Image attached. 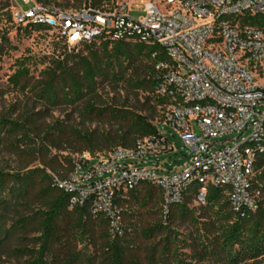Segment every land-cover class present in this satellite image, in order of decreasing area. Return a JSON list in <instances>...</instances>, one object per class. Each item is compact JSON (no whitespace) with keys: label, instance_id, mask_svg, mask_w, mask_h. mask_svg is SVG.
<instances>
[{"label":"trees","instance_id":"trees-1","mask_svg":"<svg viewBox=\"0 0 264 264\" xmlns=\"http://www.w3.org/2000/svg\"><path fill=\"white\" fill-rule=\"evenodd\" d=\"M34 1L63 10L108 9L115 2L103 6L108 0ZM70 4L74 7L68 8ZM7 7L0 1V15L11 18ZM233 19L264 30V14L245 13ZM17 26L26 33L48 31L35 23ZM7 42L6 33H0V56ZM59 42L43 56L45 66L37 76L19 60L8 78L9 85L26 96V104L0 112V149L17 162L13 168L0 167V251L21 264H239L264 256V153L255 162L252 180V187L261 191L258 207L243 216L215 187L208 188L198 214L191 207L196 184L165 215L163 190L149 181L116 191L121 235L110 234L107 219L93 215L90 202L69 207L70 193L53 185L51 173L67 177L81 153L96 158L118 147L132 148L137 139L160 132L162 110L169 100L156 92V62L168 56L135 36L115 40L104 35L70 51ZM59 108L71 109L67 118L47 121ZM87 123L110 127L91 129ZM154 212L157 218L152 217ZM206 213L212 214L210 221L203 220ZM182 224L198 236L191 231L190 240L182 239L177 228ZM200 225L208 234L200 235ZM188 248L196 251L187 253Z\"/></svg>","mask_w":264,"mask_h":264},{"label":"built area","instance_id":"built-area-1","mask_svg":"<svg viewBox=\"0 0 264 264\" xmlns=\"http://www.w3.org/2000/svg\"><path fill=\"white\" fill-rule=\"evenodd\" d=\"M24 1L32 5L17 6L15 23L46 26L69 51L104 35L115 40L135 36L168 56L156 62V92L169 100L160 132L137 139L132 148L118 147L96 158L81 153L67 177L51 173L53 185L70 193V208L90 202L91 213L107 219L112 236L123 231L116 191L141 181L163 190L165 215L171 205L184 201L194 184L197 205H205L208 188L215 187L227 194L239 215L257 209L261 191L252 187V180L255 162L264 153V30L242 26L233 18L264 14V0H116L108 9L69 10ZM134 4L143 6L142 15H130ZM194 122L199 137L193 133ZM249 123L254 124L248 127V138L223 145L226 134L245 133ZM163 126L179 134L192 155L189 165L165 175L157 173L158 164L147 163L175 151Z\"/></svg>","mask_w":264,"mask_h":264},{"label":"rangeland","instance_id":"rangeland-1","mask_svg":"<svg viewBox=\"0 0 264 264\" xmlns=\"http://www.w3.org/2000/svg\"><path fill=\"white\" fill-rule=\"evenodd\" d=\"M3 3L7 4V9L11 15L9 18L7 15H0V33H6L8 42L6 43V47L3 50V53L0 56V112L8 111L14 104L24 105L26 104V96L13 89L9 83L8 78L12 75L16 68V63L19 60H24L31 66V70L35 76L38 75L39 71L45 66L43 63L44 58L43 56L48 55L54 49L55 43L59 42L58 38L55 35H51L49 33H39L36 31L26 33L23 29L18 28L17 24L15 23L13 16L17 10V6L23 9L29 8L32 4L25 3L24 0H0ZM113 1L116 0H108L103 6H112ZM72 4L68 5V8H73ZM143 6L141 4H134L130 15L138 17L142 15ZM60 43V42H59ZM61 46V44H59ZM78 50V49H76ZM111 95H113L111 93ZM120 96L122 99L126 97L124 91L120 92ZM134 100L130 99V103H133ZM160 109V108H159ZM71 112V109H64L59 108L55 109L51 112V116L47 118V121H55L57 119L63 120L67 118V114ZM160 113L155 117V121L159 118ZM74 118V122L78 123L79 118L76 114L71 116ZM86 127L91 129L100 127V128H109V124H98V123H87ZM193 133L199 137L201 132L199 130L198 124L194 122L192 125ZM161 130L164 134L169 136L175 143V151L166 153L156 158H152L149 160L148 166L154 167L155 165H159L161 170H158L157 173L159 174H170L173 170L178 167L184 166L185 164L189 165V162L192 159V155L186 150L183 140L179 134H177L174 130L167 126L161 127ZM252 129H248L245 133L240 132H231L226 134L222 141H226L223 145L229 144H239L248 138L251 135ZM219 140V139H218ZM222 145V146H223ZM217 148H213L212 151H215ZM73 156L76 153L72 154ZM16 159L15 157L8 153L7 151L0 149V167L1 168H13L16 166ZM92 163H95L93 161ZM226 194V193H225ZM224 194V195H225ZM202 206L204 205H197L193 201L191 203V207H195L197 209V213H202ZM158 213L154 212L152 214L153 218H157ZM212 214L209 213L205 214L206 221H210ZM203 226L200 225V229ZM177 228L182 233L181 238H185V236H189V233L193 231V235L198 236V233L195 229L189 228L187 224L178 225ZM208 234L206 230L201 229L200 235L204 236V234ZM213 237L214 234H211L210 237ZM205 238V237H204ZM191 237H188L190 240ZM187 253H192L196 251V249L188 248L185 250ZM196 253V252H195ZM209 261H206L208 263ZM22 261L16 259L12 256H7L3 252L0 251V264H21ZM239 264H264V256L259 257L257 260H244Z\"/></svg>","mask_w":264,"mask_h":264},{"label":"water","instance_id":"water-1","mask_svg":"<svg viewBox=\"0 0 264 264\" xmlns=\"http://www.w3.org/2000/svg\"><path fill=\"white\" fill-rule=\"evenodd\" d=\"M254 123H249L247 126H246V129L243 131V132H245L247 129H248V127L249 126H251V125H253Z\"/></svg>","mask_w":264,"mask_h":264}]
</instances>
